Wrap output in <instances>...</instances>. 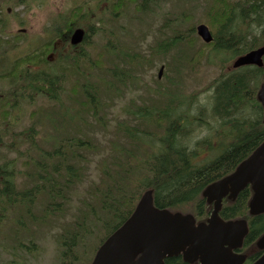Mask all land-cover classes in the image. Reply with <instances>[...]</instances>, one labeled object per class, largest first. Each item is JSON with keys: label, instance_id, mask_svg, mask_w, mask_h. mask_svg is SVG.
Segmentation results:
<instances>
[{"label": "trees", "instance_id": "1", "mask_svg": "<svg viewBox=\"0 0 264 264\" xmlns=\"http://www.w3.org/2000/svg\"><path fill=\"white\" fill-rule=\"evenodd\" d=\"M200 1L203 10H213L214 14L211 12V16L218 18L217 23L228 24L226 22L235 21L238 0ZM156 2L158 0H113L108 4V8L111 14L118 15L123 14L131 4L135 11H140L142 15L152 12ZM190 8H193V5ZM84 11L87 9L83 4L74 6L68 12V29L71 30L76 24L74 21L82 17L89 27L86 35L99 34L103 30V19L99 22L97 15L92 17L89 13L83 14ZM182 16L183 22L187 15ZM209 17L208 13H202L201 18L189 20V23L193 25L204 21L210 24L207 20ZM57 21L60 22V19L53 23L57 24ZM95 22H99L97 25L101 27ZM214 23L216 22H212ZM226 27L224 30L227 31L229 27ZM179 33L183 34L182 30L175 31L170 41L159 44L158 52L167 53L170 48L179 44L176 42L179 39L176 35ZM88 38L87 35L83 45L88 44ZM182 42L180 45L191 51L190 54H183L190 66L216 64L204 58V47L210 44L202 43L198 39L196 47L201 45L194 51L188 44L187 37ZM262 45L264 0H240V52L235 40L232 43L231 40L221 37L215 44L216 49L227 51L235 57ZM98 47L100 48V44ZM101 49H105L108 55H114H110L109 68L99 67L101 63H105V51ZM101 49L93 56L82 50L69 53L67 60L51 62L50 78L41 76V72L48 75V69L35 71L24 63L27 54L17 62L11 63L10 68L0 71L1 77L19 63L18 71L21 72V80L24 82L18 94L0 89V104H3L0 106V144L6 146L9 150L7 152L14 153L16 160L13 162L4 156V166L0 165V183L2 177L4 179V186L0 191V207H4L5 212L18 207L20 216L17 224L23 215L32 220V223L46 220L45 215L60 216L71 196L69 190L73 187L72 184L81 180L83 170L86 169L87 157L83 151L106 150L108 153L97 165L100 170L98 181L90 184L86 195L80 198L82 215L71 224L57 221L60 226L57 241H61L64 247V258L67 253L72 252L74 258H69V262L75 261L73 264H79L81 252L85 253L84 264H89L99 244L130 215L142 192L147 188L152 189L156 207L191 212L197 218H205L210 207L201 196L204 187L230 173L264 140L262 107L256 98L259 86L264 83L263 65L229 70L223 67L221 73L210 82L209 106L198 107L197 114L191 113L193 99L181 100L180 106L168 104L163 110L154 106L144 112L128 111V115L130 114L137 124L118 125L117 133L119 136L121 134V139L106 140L108 148L99 145L100 141L94 135L83 134V126L89 123L87 119L90 115L99 125L104 124L103 128H106V122L103 120L105 118L99 114L103 115V107H106L102 106L106 96L109 97L106 93L112 91L113 76L125 78L134 70L133 67L151 65V62L143 58L118 52L120 50L115 49L113 45H104ZM165 65L164 74L167 77V73L174 71V65L173 62ZM97 69L103 71L109 80L92 78ZM34 81H42V90L39 91L35 87L32 83ZM38 99L42 100L44 108L30 111V118L33 121L40 113L41 117L46 116L45 119L37 118V123L33 121L27 133L15 131L13 111L19 106L34 105ZM172 101L171 94L168 96V103ZM52 102L53 105L49 106ZM62 121L61 126L65 127L66 133L58 134V140L48 138L47 135L50 134L46 132L44 122L56 126ZM71 122L80 123L71 125ZM202 130H206V134L197 139L191 147L189 138L198 135V131ZM45 144L49 145L48 150L42 148ZM203 151L209 152L211 157H200L199 154ZM17 165L21 166L18 170ZM15 176H24L36 186L25 193L24 188L15 182ZM250 196V188L245 187L234 201L223 204L219 211L224 220L241 217L248 219L249 232L244 239L245 243L264 231V213L255 216L248 214L247 203ZM36 200L43 205L45 213L38 218L29 211ZM4 216L7 217V214ZM2 223L4 221L0 216V229ZM14 239L18 245V241ZM62 262L66 260L63 259ZM163 264L189 263L184 262L181 256H175L166 258Z\"/></svg>", "mask_w": 264, "mask_h": 264}, {"label": "rangeland", "instance_id": "2", "mask_svg": "<svg viewBox=\"0 0 264 264\" xmlns=\"http://www.w3.org/2000/svg\"><path fill=\"white\" fill-rule=\"evenodd\" d=\"M112 2L113 0H46V5H44L41 1H36L34 8L39 10V8L46 7L45 11L50 10L53 18L54 16H59L60 14L64 16L74 6L84 4L88 11L87 13H89L92 17L94 14L97 15L99 22H101L100 19H103L104 23L103 30L100 31L99 34L97 33V35H93L88 38V44L83 46L84 51L88 55L93 56L96 51L101 49V47L104 48V45H108L109 47L113 45L115 46V49L120 50L118 52L131 54L135 58H144L151 62V65L146 64L143 73H146L145 77L149 80V86H155V83L157 82V71L163 62V59L159 58L156 53L158 43L162 40H164V42L170 41L174 35L173 30L179 23L180 25L182 24V26L187 24L186 22H182V14L186 15L187 12H192L196 19L201 18L199 11L201 1L191 0V2H188L187 6L183 0H160V8L157 9V13H152L148 17H144V15L141 17L140 11H135L131 4L127 7V10L123 11V14L115 16L113 13L111 14L110 9L108 8V4ZM191 5H193V8L192 10H189ZM186 6L187 9L185 8ZM25 15H30L28 9L25 10ZM44 15H37V17H43ZM29 17H31V15ZM84 19L85 18H79L77 21L78 23H84L86 25ZM98 23H96V25ZM165 24L169 25V28H166ZM158 26L164 29L165 35L162 37L164 39L159 38V40H155L154 38L150 39V36H145L146 31H144V29L153 30ZM98 27L100 28L101 25ZM99 44L100 48L98 47ZM119 46L120 48H118ZM180 46L181 45L171 50L172 52L167 58L169 62L172 63L173 61L171 56H178L176 50ZM101 50L105 51V49ZM204 50L209 52V47H204ZM185 52L189 54L191 53L190 50L182 49V54H180V58L177 59V61H181L183 63H173L175 66L173 70L179 75L178 92H181L180 99L183 101H190L193 99L191 113L197 114L198 107L206 108L209 106L208 95H210L211 92L209 91L211 80L219 75L222 68H226L232 59L227 62L226 59L230 56V54L227 53L228 55H223L224 61L217 62L216 58L211 55L209 61L216 64L203 63L198 67L193 64L191 66L195 69L193 71H189L183 61V54H185ZM110 55L114 57L113 54ZM110 55H108L105 51V55L103 56L105 63H101L99 67L109 68L111 66ZM204 58L208 60L206 57ZM165 69L166 68H164V70ZM164 70L162 77L164 75ZM92 78L100 80L101 78L107 79L108 76L100 69H97L93 72ZM162 79L163 81H166V77H163ZM207 86H209L208 89ZM106 94H108L109 97L106 96L104 99L105 103L102 105L106 107H103V115L99 114V116L105 118L103 120L106 122V128H103L104 124L99 125L92 117H90V115H88L89 119H87V121H89V123L84 124L83 134L94 135L96 139H99V145L108 148L106 140L110 139L114 141L121 139L122 137L121 134L119 136L117 133V130L119 129L118 125H135L136 122L130 117V114L128 115V111L144 112V110L152 109L154 106H152L150 102L152 100L155 102L154 100H156V97H148V94L143 91L140 94L133 92L132 95L130 94L129 89L125 87H121L119 89V96L114 95L112 91L107 92ZM135 96H139L140 99H135V102L140 104V106H127L131 97L135 98ZM60 97L62 98V95H60ZM194 104H198V106H194ZM52 105L53 102L49 106ZM42 107L44 108L43 102L41 99H38L34 105H23L15 109L12 113V121L14 122L13 125L15 131H26L27 133V129L31 127L33 121L36 122L38 119H45L46 116L41 117V114L38 113V117L36 116L32 121L29 115L30 111L35 109L42 110ZM68 122L69 121L66 123ZM58 123V125L54 126L50 122H44L47 129L46 132L50 134L47 135L48 138L58 140V134L66 133L65 127L61 126L63 121ZM79 123L80 122H71V125ZM197 134L198 135H193L189 138L188 143L191 147L194 146V142L197 139L206 134V130L198 131ZM48 147L49 145L47 144L42 146L44 150H48ZM21 150L24 149L21 148ZM7 151L9 150H7L6 146L1 143L0 165H2V162H5L3 161L4 156L12 161L15 160L14 153ZM83 153L87 157V161L85 162L86 169L83 170L81 180L79 182L75 181L72 184L73 187L69 190L71 196H69V201L65 203V207L61 211L60 216H54L52 214L45 215L44 219L48 221L43 220L37 221V223H32V220H28L26 216L23 215V218L19 219V225L17 224L18 216H20V209H18V207L9 209L7 212H5L4 207H0V216L2 217V221L5 223H2L0 229V244L2 245V247L0 246V264H60V260L57 258L60 249L57 247L56 242L57 236L60 234V226L57 224V221L59 220L62 224H71L82 215L83 207L80 198H83L86 195V189L90 184L98 181L100 170L97 165L99 161L108 154L106 153V150H96L95 152L83 151ZM199 156L206 159L211 157L210 153L207 151L201 152ZM8 163L10 162L8 161ZM20 167L21 166L17 165L16 169L18 170ZM31 181L32 180L25 178L24 176H15V182H17L18 186L24 188L23 190H25V193H28L29 191L27 190H32L36 186L35 183L31 184L33 182ZM43 202L45 204V200ZM29 211L36 218L45 214L43 212V205L39 204L37 200L32 203V207ZM3 212L4 214H7V217L4 216ZM48 216L50 218H47ZM14 238L18 241V245H16ZM90 240L93 241L92 239ZM14 247L15 249L13 250ZM16 251L33 254L34 258H30L29 255H21V261H19V257L13 256ZM84 257L85 253L81 252L79 254V264H84ZM69 258H74L72 252L67 253L64 258L66 260L64 264H73V262H75L73 260L69 262Z\"/></svg>", "mask_w": 264, "mask_h": 264}, {"label": "water", "instance_id": "3", "mask_svg": "<svg viewBox=\"0 0 264 264\" xmlns=\"http://www.w3.org/2000/svg\"><path fill=\"white\" fill-rule=\"evenodd\" d=\"M198 35L210 42L212 36L204 24L196 27ZM83 39V30L75 29L70 41ZM264 45L239 56L233 67H262ZM160 68L158 76L161 75ZM264 124V84L257 91ZM250 185V215L264 213V140L234 170L207 185L202 196L211 210L205 221L197 222L191 214L171 212L154 206L152 191H144L131 214L97 248L90 264H163L164 259L181 255L184 262L198 264H242L244 256L233 253L247 233L245 219L223 220L219 216L225 195L234 199ZM256 246L264 249V233ZM252 264H264V253Z\"/></svg>", "mask_w": 264, "mask_h": 264}, {"label": "flooded vegetation", "instance_id": "4", "mask_svg": "<svg viewBox=\"0 0 264 264\" xmlns=\"http://www.w3.org/2000/svg\"><path fill=\"white\" fill-rule=\"evenodd\" d=\"M36 1L37 0H0V60H4L3 64L0 65V71L10 68L11 63L17 62L19 58L27 54L24 57V63H27L29 67L35 71L42 70L43 68L48 69V75L44 72H41V76H48V78H50L49 64H51V62L58 61L59 59L67 60L69 53L84 50L82 44L83 41L80 44H71L70 42V35L72 31L78 26H75L72 28V30H69L67 15H61L60 22L57 21V24H54L51 11H45L46 7L39 8V10H37L34 8L35 6H28V4H35ZM43 4L46 5V0L43 1ZM237 4L238 6L235 12V21L232 23L226 22L228 24L221 22L217 23L218 18L215 16V19L211 16V12L213 13L212 9L207 8L203 10L204 14L208 13V15H210V17L207 19L210 22V25L208 26L210 27V32L212 35V41L209 45V56L213 55L214 57L219 55L220 52L218 49H216L215 44H217L220 37L222 39L231 40L232 43L233 40H235L238 51L240 52V0L237 1ZM26 9L29 10L31 17H29L30 15H25ZM156 9H159L158 5H156ZM152 13H154V11H152L150 14ZM37 15L44 16L37 17ZM193 18V15L189 13L187 18L184 20H193ZM228 18H230V16ZM214 21L216 23L212 24ZM224 25L227 26H225L226 28L229 27L227 31L224 30ZM81 27H83L84 31L86 30L84 26L81 25ZM175 27L176 28L173 30L174 32H177L183 28L184 37H188L187 39L189 44H194L196 42V36L192 32V29L196 31V25L194 27L192 24L187 23L184 26L179 24ZM144 31H146V37L150 36V39L154 38L155 40H159V38H162L165 35L164 29L160 28V26L153 30L144 29ZM181 35L182 34L179 33L177 36L180 38ZM88 36L90 37L91 35L88 34ZM220 54L228 55L227 53ZM157 56L162 59H166L168 57L165 52H160V54ZM179 58L180 55L176 57V61ZM19 68L20 66L18 63L13 66L12 71L0 77V89H6L7 92H12L14 94H18L21 91L24 82L21 80V72L18 71ZM133 68L134 70L130 71L128 77L118 78L117 75L113 76L114 80L112 81V91L114 93H117L121 87L129 89L130 94L132 95L133 92L140 94L142 91L147 93H156L158 95L169 93L172 94V103H168V99H164L161 106H167L168 104L169 106H180V101L177 98L179 94V75L175 71L173 73H168L166 81H163L162 76L158 77L157 75V82L155 83V86L150 87L149 80L145 77L146 73H143L144 67L136 66V68ZM32 83L35 84V87L39 91L42 90V87L40 86L42 81H34ZM45 84H47V81ZM48 84H50V81H48ZM135 99L140 98L139 96H135V98L131 97L127 106H140V104L135 102ZM0 106H3V104L1 103ZM17 106H19V104ZM13 162H15V160ZM2 165L4 166L3 162ZM3 186L4 179L2 177L0 191L2 190ZM228 201L231 200L225 196L222 202L225 204V202ZM197 220L205 221L206 217L199 218ZM248 232L249 229L247 230V233ZM259 235L252 240L248 239L246 243L243 239L240 247L232 249L233 253L244 256L245 260L242 264H252L264 253V249H259L256 246V239L259 237Z\"/></svg>", "mask_w": 264, "mask_h": 264}]
</instances>
